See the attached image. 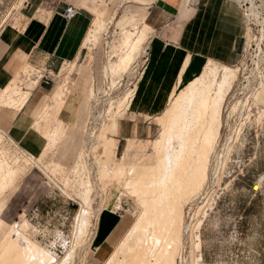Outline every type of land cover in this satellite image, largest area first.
<instances>
[{
	"label": "rangeland",
	"instance_id": "rangeland-1",
	"mask_svg": "<svg viewBox=\"0 0 264 264\" xmlns=\"http://www.w3.org/2000/svg\"><path fill=\"white\" fill-rule=\"evenodd\" d=\"M25 1L0 0V39L7 26L15 23ZM123 1L109 3L110 16H115V19L103 40L101 82L94 85L96 91L90 88L86 100L87 112L79 128L71 130V133L67 132L64 126L67 120L60 113L68 103V74L72 72L74 65L62 75L63 81L54 91H38L32 100L45 95L42 108L26 135L32 139L41 138L39 149L33 151L31 147H23L13 139L16 131L10 134L0 127L3 174L6 175L7 182L13 185L9 190L17 185L9 193L7 200L5 196L0 200V211H3L0 244L18 230L49 254L53 258V264H132L126 247L124 246L125 252L118 247L123 243L126 246L133 244L130 232L137 225L142 212L140 201L144 200V194L136 193L129 186L132 170L134 167L137 171L146 167V170L150 169L151 166L153 168L157 162V145L164 134L174 129L181 134L190 127V117L196 112V101L189 102L192 95L187 96L193 82L191 79L196 75L200 79L196 85V99L204 96L207 85L212 86L216 97L218 84L227 69H232L237 74L232 85L229 84L230 90L226 89L224 92L225 96L227 94L225 100L223 101L224 96L221 99L216 97L220 103V117L214 131L215 148L208 159L206 184L188 200L181 199L183 222L180 227L183 243L176 264H264V71L260 72L259 61L264 43L260 50L258 47L264 39L263 28L257 23L253 30L249 27L248 52L238 66H221L213 61H205L199 66V69L204 67L203 73L189 71L187 74L192 77L187 79V75L184 76L183 84H175L172 92L161 90L160 93L159 90H153L150 93L148 89H144L143 82L148 65L144 52L146 45L144 43L139 49L136 44L138 34L147 26L135 16H124L121 19L130 9L137 11L141 5ZM245 1L254 3L258 16H264V0ZM107 27L101 17L95 20L94 28L88 35L91 45L98 43L100 32L107 30ZM26 67L28 78L33 69L26 64L21 69L22 74ZM25 79L23 76V80ZM13 80L0 90V98ZM58 81L61 82L60 77ZM17 83L27 91V86L32 82L28 79L24 83L18 74ZM7 93L6 100L11 105H5L0 100V108L10 109L12 119L17 116V110H12L16 109L12 105L17 101L16 96H10V89ZM160 94L164 96L160 98ZM185 94L176 118L169 121L168 111ZM128 113H138L146 118L154 117L161 132L154 140H128L117 156V141L113 135L117 132L119 119ZM2 117L0 112V121ZM201 125H204L203 121ZM98 135L100 142L93 147ZM179 140L172 143L173 147H178ZM106 143L110 144L107 150ZM34 156L38 159L39 166L29 162ZM58 162L64 164L62 167L65 170H58L50 178L42 167L44 165L52 171ZM120 166L124 168L121 172ZM256 185L259 188L255 189ZM43 200H51L52 203L46 210L40 207L39 211L36 206ZM123 202L128 206L126 214L131 226L110 256L101 259L91 240V230L99 216L107 209L120 208ZM216 202L201 228L206 214ZM83 210L88 213L87 219L81 229L83 231L77 234V219ZM47 212L51 215L46 216ZM193 213L191 232L185 234L186 222H191ZM53 215L54 224L60 227V231L61 228L66 229L65 243L59 240L54 242L55 238L58 239L55 232H49L48 235L46 231L45 236L42 235ZM192 230H195L194 233ZM193 235L199 241V248L196 250H193ZM200 235L202 259L199 256ZM61 246H64L63 253L57 252L56 255V249L62 251ZM38 261L39 264H46L42 259Z\"/></svg>",
	"mask_w": 264,
	"mask_h": 264
},
{
	"label": "crops",
	"instance_id": "crops-1",
	"mask_svg": "<svg viewBox=\"0 0 264 264\" xmlns=\"http://www.w3.org/2000/svg\"><path fill=\"white\" fill-rule=\"evenodd\" d=\"M118 1L26 0L17 14V19L15 18V23L7 26L0 39V90L14 79L7 91L10 89L11 97L16 96L17 102L12 105L16 109L12 110H17L15 113L17 116L10 119L12 111L0 108L3 116L0 127L10 134L16 131L13 139L23 147H31L33 151L41 147L40 140L26 136L42 108L45 96H38L32 101L36 93L54 91L62 83V75H65L73 65L72 72L68 74L70 80L68 83L70 92L66 97L68 103L60 113L67 121L75 124L76 129L79 128L87 112L86 100L90 88L96 91L94 85L101 82L103 40L115 19V16H110L108 6L109 3L114 4ZM146 1L144 3L128 0L127 3L136 2L141 7H138L137 11L130 9L121 19L124 16H135L147 26L138 34L136 44L139 45V49L144 43L146 45L144 52L148 65L143 82L144 89H148L150 93L153 90H159L160 93L161 90L172 92L175 84L182 85L184 76L187 75V79L192 77L191 74H187L189 71L203 73L204 67L199 69V66L205 61L234 67L244 60L248 52L249 41L246 39L250 29L238 0ZM70 6L76 7L78 13L74 18L67 19L65 12ZM100 17L108 27L107 30L100 32L98 43L91 45L88 35L94 28L95 20ZM26 64L32 67L33 72L35 69H42L54 75L53 84L41 85L39 88L38 82L31 78L32 74L27 78V67L24 74L21 73L22 67ZM18 74L24 83L28 79L31 80L32 83L27 86L29 90L24 91L25 89L18 86ZM23 76L26 77L25 80ZM191 80L194 83L200 79L196 75ZM7 91L0 100L5 105H11L6 100ZM163 96L160 94L159 97ZM67 121L65 128H69ZM160 132V125L155 122L154 117L146 118L145 115L138 113L125 114L119 119L117 132L113 135L117 141V156L128 140H154ZM257 188L259 185L255 186V189ZM13 190L5 193L6 200ZM4 201L2 200V203ZM51 203V200H43L36 209L46 210ZM216 204L217 202L208 211L201 228ZM127 208L123 202L120 208L107 209L98 217L92 242L101 259L110 256L131 226L126 214L129 210ZM2 217L1 210V230ZM200 252L199 256L202 259V237Z\"/></svg>",
	"mask_w": 264,
	"mask_h": 264
},
{
	"label": "bare ground",
	"instance_id": "bare-ground-1",
	"mask_svg": "<svg viewBox=\"0 0 264 264\" xmlns=\"http://www.w3.org/2000/svg\"><path fill=\"white\" fill-rule=\"evenodd\" d=\"M236 74L235 70L227 69L216 89V97L221 99L224 96L223 101L225 100L227 94L225 96L224 92L226 89L227 91L230 90L229 84L232 85ZM198 83L199 81L192 83L190 90H187V96L192 95L189 102L194 101L195 103L196 101V105L194 104L195 115L190 117L189 120L190 127H187L181 134L175 129L164 134L157 145V162L153 168L151 166L150 169L146 170L147 167H144V170L137 171L134 167L132 170L129 186L136 193L144 194V200L140 201L142 212L138 218L137 225L130 232L131 237H133V244L126 246L123 243V245L118 246L123 251L124 246L126 247L129 261L132 264H176V258L180 256L183 243V234H181L180 227L183 222L181 199L187 198L188 200L206 184L208 159L215 148L214 131L216 122L217 120L219 121L220 117V103L213 95L212 86L207 85L204 96L196 99L195 91ZM185 96L186 94L181 96L178 103L168 111L169 121L176 118L177 110H180ZM202 121L204 125H201ZM66 130L71 133V130H76V125L69 124V128H66ZM64 138L67 137L64 136ZM178 139H180L178 147L175 148L172 143ZM99 142L98 135L97 141L92 146L94 147ZM109 146L110 144L106 143L105 150ZM37 160L34 156L29 162L34 166H39ZM58 164H60V167ZM62 165L64 164L61 162L56 163L52 171L43 165L42 170L51 178L53 174L56 175L58 170L64 172L65 168ZM123 170V166H120L119 171ZM9 174L10 176L13 175L11 172ZM11 188H13V185L7 182L0 160V200ZM80 212L76 224L77 234L83 231L81 229L84 228L83 226L87 219L86 214H88L85 210ZM193 217L194 213L190 223L185 221V234L191 232L190 226L192 225ZM192 241L193 250L199 248L197 236L193 235ZM40 259L46 264L53 262V258L49 254L18 230L11 237L5 238L0 244V264H39L38 260Z\"/></svg>",
	"mask_w": 264,
	"mask_h": 264
},
{
	"label": "built area",
	"instance_id": "built-area-1",
	"mask_svg": "<svg viewBox=\"0 0 264 264\" xmlns=\"http://www.w3.org/2000/svg\"><path fill=\"white\" fill-rule=\"evenodd\" d=\"M238 1L240 3L242 12L244 14L247 26L251 27L253 30V27L256 26V23L260 24L261 27L263 28V33H264V16L263 17L258 16V14L255 12L256 8H255L254 3L246 2L245 0H238ZM248 5H250V7H248ZM77 13H78V9L74 6H70V7H68V9L65 12V17L67 19H72L77 15ZM253 13L256 14L257 16H254ZM253 21H255V22H253ZM263 43H264V39L262 40L261 44L258 46L259 50L262 48ZM260 51H261V56L259 59V61H260V72L263 73V71H264V51H262V50H260ZM32 78H34L38 82V85L51 86L54 82L55 76L48 74L46 71H44L42 69H35L34 72L32 73ZM49 215H51V214L49 212H47L46 216H49ZM54 217H55V215H53V217L50 218V221H48L49 226H45V230H44V233H42V235L44 237L46 231H48V235H49V232H55V234L57 233L58 239L55 238L54 242L59 240V242L65 243L66 238H67V237H65L66 236V231H65L66 229L61 228V231H60V229H59L60 227H58V225L56 223H55L56 225L54 224V222H55ZM96 225H97V220H96L95 226L91 230L92 231V233L90 235L91 240H93V237L95 236ZM39 237H40V235H39ZM47 238H48V236H46V240H47ZM61 247H62V251H59L56 249V255H58L57 252L63 253L64 246H61Z\"/></svg>",
	"mask_w": 264,
	"mask_h": 264
}]
</instances>
